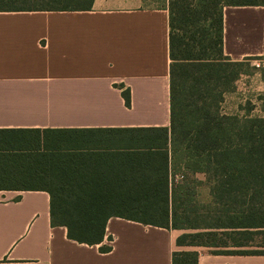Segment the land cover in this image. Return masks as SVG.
<instances>
[{
    "label": "crops",
    "instance_id": "crops-1",
    "mask_svg": "<svg viewBox=\"0 0 264 264\" xmlns=\"http://www.w3.org/2000/svg\"><path fill=\"white\" fill-rule=\"evenodd\" d=\"M168 1L95 0L86 11L0 12V130H74L105 143L128 130H170ZM224 51L236 62L264 59V5L225 8ZM243 107L233 115H250ZM95 151L102 178L129 184L122 147ZM179 174L170 175L171 185L180 183ZM189 177L198 183L197 201L212 203L207 175ZM20 179L0 177V264H173L179 249H206L178 246L188 230L117 217L102 244L77 243L67 228L52 226L49 192L24 190L34 183ZM198 252L199 264H264V256Z\"/></svg>",
    "mask_w": 264,
    "mask_h": 264
},
{
    "label": "trees",
    "instance_id": "trees-1",
    "mask_svg": "<svg viewBox=\"0 0 264 264\" xmlns=\"http://www.w3.org/2000/svg\"><path fill=\"white\" fill-rule=\"evenodd\" d=\"M94 1L0 0V12L86 11ZM263 5L170 0V130H128L124 138L104 139L108 143L74 130H0V177H21L34 183L24 190L49 192L52 226L67 228L68 238L80 244H102L109 220L117 217L196 231L178 238L181 247L264 256V117L222 110L226 94L250 74L249 62L225 55L224 10ZM124 97L130 107L129 90ZM116 146L131 167L124 186L101 177L105 171L94 153ZM176 173L184 181L171 185ZM197 173L207 175L212 203L197 201L198 183L189 177ZM199 257L198 251L174 253L173 264H199Z\"/></svg>",
    "mask_w": 264,
    "mask_h": 264
},
{
    "label": "rangeland",
    "instance_id": "rangeland-1",
    "mask_svg": "<svg viewBox=\"0 0 264 264\" xmlns=\"http://www.w3.org/2000/svg\"><path fill=\"white\" fill-rule=\"evenodd\" d=\"M159 1H163V2L165 1L166 3V0H159ZM169 5H170V0L168 1V7ZM261 60L264 59H257L249 62L250 74L244 75L247 78L241 77L243 79L241 80L240 78V80L238 81V85L236 84V88L232 92H229L231 94H228L227 97L228 100L229 99L230 100L228 101L227 104H223L222 106L223 113L229 115L236 114L237 107L243 105L244 106L243 109L245 110L246 114H250V115L253 114L254 116L264 117V67L263 64L260 62ZM179 175H180L179 181L180 182L184 181L182 175L181 174ZM206 194L207 193L202 194L203 200L206 199ZM195 232L196 231L188 230L186 231L185 234H190ZM2 236L3 238H6L8 234L3 231ZM186 249L187 248L179 249L177 250L176 253L193 251ZM198 251L202 253H210L209 249H203V250L198 249Z\"/></svg>",
    "mask_w": 264,
    "mask_h": 264
},
{
    "label": "built area",
    "instance_id": "built-area-1",
    "mask_svg": "<svg viewBox=\"0 0 264 264\" xmlns=\"http://www.w3.org/2000/svg\"><path fill=\"white\" fill-rule=\"evenodd\" d=\"M260 62L263 64V67H264V60H261ZM258 66H260V65H258Z\"/></svg>",
    "mask_w": 264,
    "mask_h": 264
}]
</instances>
